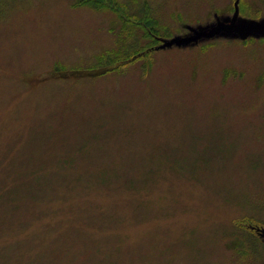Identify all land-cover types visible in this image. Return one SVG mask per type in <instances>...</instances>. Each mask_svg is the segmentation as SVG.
Returning <instances> with one entry per match:
<instances>
[{"label":"rangeland","instance_id":"rangeland-1","mask_svg":"<svg viewBox=\"0 0 264 264\" xmlns=\"http://www.w3.org/2000/svg\"><path fill=\"white\" fill-rule=\"evenodd\" d=\"M76 2L0 0V264H264V0Z\"/></svg>","mask_w":264,"mask_h":264},{"label":"trees","instance_id":"trees-1","mask_svg":"<svg viewBox=\"0 0 264 264\" xmlns=\"http://www.w3.org/2000/svg\"><path fill=\"white\" fill-rule=\"evenodd\" d=\"M76 3H77V5H84V4L90 3L91 5H94L95 7L100 8V9H103V8L113 9L114 6H118V7L122 6L118 2V0H77ZM123 19H124V17H123ZM125 20H127V19H125ZM141 51H139L138 53H136V56L137 57H139L140 55L141 56H143V55L146 56L147 53L149 52V51H143V52H141Z\"/></svg>","mask_w":264,"mask_h":264},{"label":"water","instance_id":"water-1","mask_svg":"<svg viewBox=\"0 0 264 264\" xmlns=\"http://www.w3.org/2000/svg\"><path fill=\"white\" fill-rule=\"evenodd\" d=\"M256 25L258 26L256 27L257 31H262L264 33V24H256ZM250 32L251 31L244 33L241 31V33L244 34L245 36H248Z\"/></svg>","mask_w":264,"mask_h":264}]
</instances>
